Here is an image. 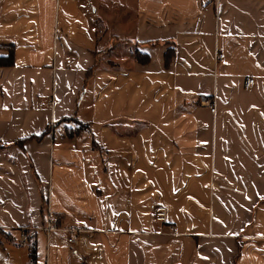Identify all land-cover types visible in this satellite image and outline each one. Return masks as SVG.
<instances>
[{
    "label": "crops",
    "instance_id": "crops-1",
    "mask_svg": "<svg viewBox=\"0 0 264 264\" xmlns=\"http://www.w3.org/2000/svg\"><path fill=\"white\" fill-rule=\"evenodd\" d=\"M0 264H264V0H0Z\"/></svg>",
    "mask_w": 264,
    "mask_h": 264
},
{
    "label": "built area",
    "instance_id": "built-area-1",
    "mask_svg": "<svg viewBox=\"0 0 264 264\" xmlns=\"http://www.w3.org/2000/svg\"><path fill=\"white\" fill-rule=\"evenodd\" d=\"M222 54H217V58H221ZM255 83V79L252 77H247L245 82H244V87L245 88H250L253 84ZM199 97V101L201 105L207 106L210 108L211 112H214V101L213 98L203 95V94H198ZM154 217L155 220L162 223V224H166L167 223V209L164 205L160 204L155 208L154 211ZM54 226L49 227L48 229H53ZM168 230L169 232H174L175 228L173 225H169L168 226ZM21 240L22 241H26L27 239V233L22 232L21 235ZM68 242L72 241V238L69 237L67 239Z\"/></svg>",
    "mask_w": 264,
    "mask_h": 264
},
{
    "label": "trees",
    "instance_id": "trees-1",
    "mask_svg": "<svg viewBox=\"0 0 264 264\" xmlns=\"http://www.w3.org/2000/svg\"><path fill=\"white\" fill-rule=\"evenodd\" d=\"M29 252H30L31 260H34V258H35V244H34V241L31 242V245L29 247Z\"/></svg>",
    "mask_w": 264,
    "mask_h": 264
}]
</instances>
